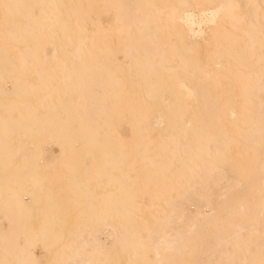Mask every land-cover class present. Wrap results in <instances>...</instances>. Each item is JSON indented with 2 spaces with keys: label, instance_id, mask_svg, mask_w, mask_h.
Segmentation results:
<instances>
[{
  "label": "bare ground",
  "instance_id": "obj_1",
  "mask_svg": "<svg viewBox=\"0 0 264 264\" xmlns=\"http://www.w3.org/2000/svg\"><path fill=\"white\" fill-rule=\"evenodd\" d=\"M0 264H264V0H0Z\"/></svg>",
  "mask_w": 264,
  "mask_h": 264
},
{
  "label": "rangeland",
  "instance_id": "obj_2",
  "mask_svg": "<svg viewBox=\"0 0 264 264\" xmlns=\"http://www.w3.org/2000/svg\"><path fill=\"white\" fill-rule=\"evenodd\" d=\"M54 151H57L58 149L56 147L53 148ZM192 207V208H191ZM190 209L191 210H195L194 206H191ZM36 252H38L37 254L40 255L41 254V251L40 249H36Z\"/></svg>",
  "mask_w": 264,
  "mask_h": 264
}]
</instances>
